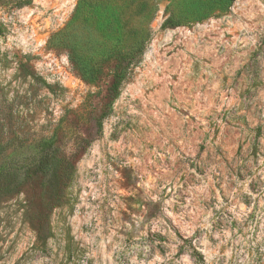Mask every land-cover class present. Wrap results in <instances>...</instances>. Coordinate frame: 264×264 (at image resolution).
I'll use <instances>...</instances> for the list:
<instances>
[{
  "label": "rangeland",
  "instance_id": "1",
  "mask_svg": "<svg viewBox=\"0 0 264 264\" xmlns=\"http://www.w3.org/2000/svg\"><path fill=\"white\" fill-rule=\"evenodd\" d=\"M49 144L64 203L43 241L0 193V264H264V0H0V179Z\"/></svg>",
  "mask_w": 264,
  "mask_h": 264
},
{
  "label": "trees",
  "instance_id": "2",
  "mask_svg": "<svg viewBox=\"0 0 264 264\" xmlns=\"http://www.w3.org/2000/svg\"><path fill=\"white\" fill-rule=\"evenodd\" d=\"M170 21L169 19L164 26L166 27ZM111 57L112 55L107 60H114L115 73L109 91L115 99L127 77L130 64L135 60V54L121 52ZM69 59L82 80L93 83L98 79L100 69L97 64L90 65L89 61L83 59L74 50L69 51ZM59 152L58 149L53 148L52 144H49L37 164L26 170L21 179H16L13 175L0 179V193L3 195L10 196L13 190L18 193L28 185H33L39 190L36 207L28 215V221L37 232L38 239L43 241L50 237L52 214L55 209L63 205L65 191L75 168L73 161Z\"/></svg>",
  "mask_w": 264,
  "mask_h": 264
}]
</instances>
